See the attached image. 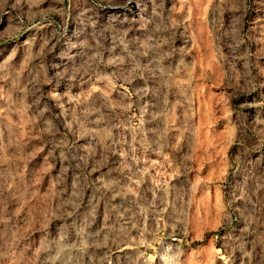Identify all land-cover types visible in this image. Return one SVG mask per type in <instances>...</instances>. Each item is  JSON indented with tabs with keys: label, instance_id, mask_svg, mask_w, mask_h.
I'll return each instance as SVG.
<instances>
[{
	"label": "rangeland",
	"instance_id": "374dc122",
	"mask_svg": "<svg viewBox=\"0 0 264 264\" xmlns=\"http://www.w3.org/2000/svg\"><path fill=\"white\" fill-rule=\"evenodd\" d=\"M0 264H264V0H0Z\"/></svg>",
	"mask_w": 264,
	"mask_h": 264
},
{
	"label": "crops",
	"instance_id": "0c3cea01",
	"mask_svg": "<svg viewBox=\"0 0 264 264\" xmlns=\"http://www.w3.org/2000/svg\"><path fill=\"white\" fill-rule=\"evenodd\" d=\"M222 150H223V147H222V145H220L219 146V153L222 152Z\"/></svg>",
	"mask_w": 264,
	"mask_h": 264
}]
</instances>
